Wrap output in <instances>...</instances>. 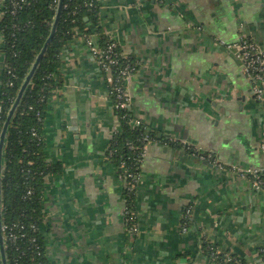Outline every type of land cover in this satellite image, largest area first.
Here are the masks:
<instances>
[{
	"label": "crops",
	"instance_id": "crops-1",
	"mask_svg": "<svg viewBox=\"0 0 264 264\" xmlns=\"http://www.w3.org/2000/svg\"><path fill=\"white\" fill-rule=\"evenodd\" d=\"M98 2L99 25L137 64L128 81L134 113L158 139L141 162L134 232L125 181L107 155L120 127L109 75L84 36L69 41L61 54L64 84L44 127L47 159L62 164L46 177L42 196L50 263L214 264L203 249L209 241L264 264V191L242 175L264 168V81L259 98L236 46L249 38L264 50V0ZM2 47L0 34V97ZM187 206L192 220L184 230Z\"/></svg>",
	"mask_w": 264,
	"mask_h": 264
},
{
	"label": "trees",
	"instance_id": "trees-1",
	"mask_svg": "<svg viewBox=\"0 0 264 264\" xmlns=\"http://www.w3.org/2000/svg\"><path fill=\"white\" fill-rule=\"evenodd\" d=\"M59 0H5L0 18L1 51L5 67L0 97V132L37 55L50 37ZM15 3H17L15 5ZM98 0H64L62 16L45 54L9 124L3 152L2 222L8 264H51L46 254L41 226L45 217L42 196L46 177L62 171L61 162H50L45 152L44 127L51 98L64 84L61 54L73 38L97 35L104 48L110 37L99 25ZM121 63L134 62L120 56ZM105 73L108 71L104 70ZM116 74V67L113 68ZM108 83V77H107ZM109 91L112 84L109 83ZM114 107L116 95H109ZM120 127L109 141L107 155L125 181L127 208L134 211L141 162L148 143L158 139L143 122L135 125L132 105L114 108ZM1 134V133H0ZM193 153L192 149H190ZM264 177V174L262 175ZM191 209L187 206L184 211ZM191 215L184 222L191 223ZM130 226V224H129ZM14 234L16 238L11 237ZM204 251L218 264H252L220 251L209 241ZM264 261V246L260 249ZM0 264H3L0 248Z\"/></svg>",
	"mask_w": 264,
	"mask_h": 264
},
{
	"label": "built area",
	"instance_id": "built-area-1",
	"mask_svg": "<svg viewBox=\"0 0 264 264\" xmlns=\"http://www.w3.org/2000/svg\"><path fill=\"white\" fill-rule=\"evenodd\" d=\"M3 2H5V0H3ZM16 4L17 3H15V5ZM3 12H1L2 15ZM84 37L101 68L108 71L109 73L108 89L110 87L109 83L112 84L109 95L114 93L118 99V102L116 103L114 108L119 109L130 106L132 97L128 89V81L131 76L137 71V64L132 61L121 63L120 56L123 54L119 49L118 42L113 38L110 37V43L107 45V47L102 48L100 47V45H98V38L97 35H94V33L90 36L85 35ZM236 46L238 48V57L243 64L244 72L254 84V93L257 97L262 98L263 89L261 84L264 81V50L256 41L249 38H242L240 43L236 44ZM114 67H116V74H113ZM141 123L142 120L136 117L134 124L140 125ZM262 146L264 148V143L262 144ZM191 149L193 151V154L199 156L200 159L204 162L215 165L220 169L224 168L223 163L218 162L212 153L201 151L200 149L195 147ZM263 174L264 168H251L242 172L243 176L250 177L253 186L260 191H264V177H262ZM119 177L120 179H122V181H124L123 175H119ZM190 215L191 209L184 211L183 219H187ZM136 220V213L127 208L126 222L130 224L129 228L134 232L138 230ZM187 223L188 222H184L183 224L184 230H187L188 228ZM6 227L7 226L3 224L2 229L5 230ZM11 237L16 238L14 234H11Z\"/></svg>",
	"mask_w": 264,
	"mask_h": 264
},
{
	"label": "water",
	"instance_id": "water-1",
	"mask_svg": "<svg viewBox=\"0 0 264 264\" xmlns=\"http://www.w3.org/2000/svg\"><path fill=\"white\" fill-rule=\"evenodd\" d=\"M63 7H64V0H59L58 1V6H57V10L55 11V17H54V21H53V25H52V30H51V34L49 35L50 37L47 39L44 47L42 48V50L40 51V53L37 55L36 60L34 61L29 73L27 74V76L25 77L24 81H23V85H21L20 90L18 92V95L8 113L7 119L3 125L2 131L0 132V248H1V255H2V261L3 264H8L7 258H6V253H5V246H4V235H3V222H2V170H3V152H4V147H5V141H6V135H7V130L9 127V124L11 122V119L17 109V107L20 104V101L24 95L25 90L27 89L28 85L31 82V79L38 67V65L40 64L45 51L50 43V39L52 37V35H54V33L57 30V27L59 25L61 16H62V12L63 11Z\"/></svg>",
	"mask_w": 264,
	"mask_h": 264
},
{
	"label": "rangeland",
	"instance_id": "rangeland-1",
	"mask_svg": "<svg viewBox=\"0 0 264 264\" xmlns=\"http://www.w3.org/2000/svg\"><path fill=\"white\" fill-rule=\"evenodd\" d=\"M2 4V5H1ZM4 6V2H3V0H0V7L2 8ZM90 30L92 31V32H96V29L94 28V26H90ZM90 48V47H89ZM91 50V49H90ZM104 71V70H103ZM262 86V85H261ZM46 152V151H45ZM118 175H119V172H118ZM221 251V250H220ZM213 262H214V264H218L217 262H215L214 260H213Z\"/></svg>",
	"mask_w": 264,
	"mask_h": 264
}]
</instances>
